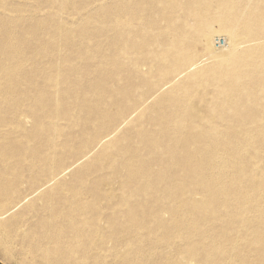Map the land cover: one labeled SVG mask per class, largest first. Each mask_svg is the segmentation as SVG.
<instances>
[{
  "label": "bare ground",
  "instance_id": "6f19581e",
  "mask_svg": "<svg viewBox=\"0 0 264 264\" xmlns=\"http://www.w3.org/2000/svg\"><path fill=\"white\" fill-rule=\"evenodd\" d=\"M22 1L0 0L7 255L264 264V0Z\"/></svg>",
  "mask_w": 264,
  "mask_h": 264
},
{
  "label": "rangeland",
  "instance_id": "374dc122",
  "mask_svg": "<svg viewBox=\"0 0 264 264\" xmlns=\"http://www.w3.org/2000/svg\"><path fill=\"white\" fill-rule=\"evenodd\" d=\"M16 2H25L22 0H16ZM213 31H215L213 33V37H212V47L213 49L218 52L219 54H224L223 52H230V50H232L231 48H233L227 38V36L219 31V25L215 24L213 26ZM244 45H242L243 47ZM194 50L197 52L198 54V58L197 60H199V63L203 62L202 65L208 63V62H213V60L215 61L214 57H209L206 54L205 49L203 48V46L201 44H197L194 48ZM229 50V51H227ZM20 210L16 211L19 212ZM14 245H17V243H14ZM16 255V256H13ZM24 255L23 257L20 256V248L16 246H13L12 248V258H10V256L7 255V252L3 249V246L0 242V264H29L31 262V264H40V262L38 260H34L31 255L26 256ZM26 260V261H25ZM34 260V261H33ZM37 261V262H36ZM28 262V263H27Z\"/></svg>",
  "mask_w": 264,
  "mask_h": 264
}]
</instances>
